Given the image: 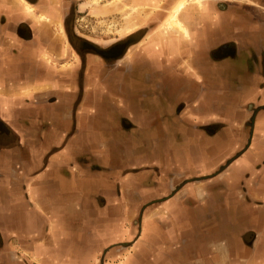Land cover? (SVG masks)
I'll use <instances>...</instances> for the list:
<instances>
[{
  "label": "crops",
  "instance_id": "crops-1",
  "mask_svg": "<svg viewBox=\"0 0 264 264\" xmlns=\"http://www.w3.org/2000/svg\"><path fill=\"white\" fill-rule=\"evenodd\" d=\"M14 3L0 0V264H264V0H203L204 11L185 12L189 41L179 31L173 46L155 27L111 61L161 71L179 57V106L162 108L179 129V158L156 164L128 163L140 153L130 133L162 114L112 97L116 124L86 123L92 96H109L103 58L81 48L48 0L40 14ZM44 10L61 18L65 42L45 29ZM226 58L249 69L240 80ZM185 226L221 229L180 245Z\"/></svg>",
  "mask_w": 264,
  "mask_h": 264
},
{
  "label": "rangeland",
  "instance_id": "rangeland-1",
  "mask_svg": "<svg viewBox=\"0 0 264 264\" xmlns=\"http://www.w3.org/2000/svg\"><path fill=\"white\" fill-rule=\"evenodd\" d=\"M25 3L28 2L25 0H17V3H14V5L21 10L25 8ZM52 5L59 6L61 9L64 8L68 11L69 17L66 19L65 27L69 31L73 30L79 32L80 35L77 33V36L82 40L79 41L81 45L78 41H76V44H79L82 49H87L89 53L99 54L104 60L103 69H100L101 71L97 72V74L102 83V85H100L105 88L109 96L100 98L98 95L99 91H97L88 102V110L90 109L92 112L87 113L84 117V121L88 124H116V116L122 113L117 111L118 109L116 107L117 105H115V100L131 99L134 104L143 108V114L149 115L150 111H159L162 116L159 117L160 120H155L154 127L149 131L137 129L130 133L132 136L131 146H135V149L140 153L131 157V161L128 163L136 164V162L139 161L143 164H156L159 160L165 162V158L173 163L178 161L179 129L171 127L176 124L173 125L170 121L167 122L165 118H162V108L165 106L168 113L170 110H174L173 113L175 114L176 109L179 106L178 94L173 93L174 91L179 90V75H176L179 74V57H177L178 60L176 61L178 62V65H173L172 69H160L161 71H153V68L155 67H149L146 65L144 67L143 62L138 61L132 63L130 66L125 64L115 68V63L111 61L116 57H122L125 53L124 51L126 47L130 43L143 39L144 36L155 27L157 32L162 31L165 34L167 33V40L169 42L172 41L171 43L173 46L179 44V32H177L179 30L176 31L175 28H173L174 25L171 17L174 13L173 11L181 5L182 9L180 12L178 11L177 18L182 23L181 26L186 30L187 33L185 37L186 40L189 41L191 36L189 34L186 19L184 18L185 12L192 8L196 9L197 12L204 11L203 0H199V2L196 3L194 0H165V2H163V0H54ZM32 8L33 14L36 10L39 11L38 14L41 13L39 6H32ZM47 11L48 10L43 14L50 19V23L49 25L47 23L44 25L45 29L48 27L55 32V40L57 39L59 42H65L64 38H62L60 33L56 30V27H58L56 25L57 23L61 24L63 27L61 18L56 20L53 18L51 11ZM25 16L29 17V15ZM30 17H33V15ZM129 23L134 24L135 28L127 31L126 28ZM143 25L145 28L140 29ZM169 26L171 27L172 32H169ZM173 46H171L172 52L175 49ZM254 48L255 50L253 49V53L255 57V53H259V50L258 47L254 46ZM246 54L248 58L251 57L248 52ZM261 56H263V54ZM170 58L171 56L169 55V59ZM107 60H109V62H106ZM225 61H227V65L231 69L236 70V72L231 75L232 79L236 78L237 80H240L244 70H249L242 66L240 61L232 59L231 61L233 62L231 63L229 58H226ZM223 65H225V63H223ZM113 69L118 70L113 71ZM93 71L94 72L91 73L96 75V68H94ZM118 75H120V78ZM153 94L158 97H154ZM162 96L163 98L160 100L159 97ZM112 97L116 99H112ZM240 100H242L241 97ZM137 109H139V107H137ZM135 117L139 118V115H135ZM173 122L175 123L176 120ZM141 123L146 124L147 122L143 121ZM138 139L147 143L144 145L140 144ZM153 140H157L159 144H161V146L158 147L162 150V153H160L152 143ZM167 142L170 143V149L168 148L166 150L165 145ZM127 146L128 145H122L118 148L116 154L120 155V160L122 159V156L126 154ZM107 149L108 148H104V150ZM185 150H187V147ZM156 156H158V159ZM142 183L147 184L148 182L147 180H145V182L140 181V184ZM215 213V217H217L220 211L216 210ZM228 214L230 217V210L228 211ZM137 220H139V218ZM184 228L182 234L179 232L177 234L179 243H181L180 245H185L189 239H191L192 243L195 239H204L206 241L208 235H214L215 231L221 229L219 226H216L215 228L206 227L195 229L185 226ZM141 229L142 227L138 224L136 226V235H139ZM196 229H198V231ZM143 238L146 242L147 238L145 236H143ZM219 238H221L220 234L217 235L216 239ZM128 245H131V242ZM158 248L159 245L155 244L150 250L152 253L156 254ZM149 254H151V252H149ZM192 254H194L193 250L190 249L184 251L182 256L185 261H187V257H190ZM135 259L137 262L136 264L143 263L141 258L135 257ZM114 264H118V262L115 261Z\"/></svg>",
  "mask_w": 264,
  "mask_h": 264
},
{
  "label": "bare ground",
  "instance_id": "bare-ground-1",
  "mask_svg": "<svg viewBox=\"0 0 264 264\" xmlns=\"http://www.w3.org/2000/svg\"><path fill=\"white\" fill-rule=\"evenodd\" d=\"M194 2H199V0H194ZM184 5V4H183ZM177 6V5H176ZM26 10H28V11H32V9H31V7L29 6V5H26ZM182 9V5L181 6H178L177 8H176V10L175 11H173L174 13H173V15H172V22H173V25H174V27L173 28H175V30L177 31V30H179V31H182V32H184L185 33V29L181 26V22H180V20L177 18V13H178V11L180 12V10ZM26 12V11H25ZM29 12V13H30ZM28 13V12H27ZM39 18L40 19H44V17L42 16V15H39ZM167 23V22H166ZM131 26V25H130ZM168 29H169V32H171L172 31V29H171V27L169 26L168 27ZM171 29V30H170ZM179 31H177V32H179ZM186 34V33H185Z\"/></svg>",
  "mask_w": 264,
  "mask_h": 264
},
{
  "label": "flooded vegetation",
  "instance_id": "flooded-vegetation-1",
  "mask_svg": "<svg viewBox=\"0 0 264 264\" xmlns=\"http://www.w3.org/2000/svg\"><path fill=\"white\" fill-rule=\"evenodd\" d=\"M26 1V0H25ZM58 1V0H57ZM62 1H64V0H62ZM26 2H28V0L26 1ZM40 2H41V0L39 1V7H40ZM26 5H29L30 7L31 6H33L30 2H28V3H25ZM46 4H49V6H54V5H52V0H48V3H46ZM26 5H25V7H26ZM37 6V7H38ZM56 8H58V9H60V11L64 14V15H66V17H65V23H66V19L69 17L68 16V11H66L64 8L63 9H61L59 6H55ZM26 9V8H25ZM31 9H33L32 7H31ZM38 11V10H37ZM45 12H46V10H44ZM43 11V12H44ZM44 12V13H45ZM48 12V11H47ZM63 32H64V29H63ZM137 32V31H136ZM135 33V32H134ZM140 41V40H139ZM139 41H135V42H133V43H130L127 47H126V49H125V51L124 52H126L127 51V49L128 48H131L134 44H136L137 42H139ZM89 53V52H88ZM94 54H96L97 56H100L99 54H97V53H94ZM125 54V53H124ZM101 57V56H100ZM102 58V57H101ZM116 58H121V57H116ZM115 58V59H116Z\"/></svg>",
  "mask_w": 264,
  "mask_h": 264
}]
</instances>
